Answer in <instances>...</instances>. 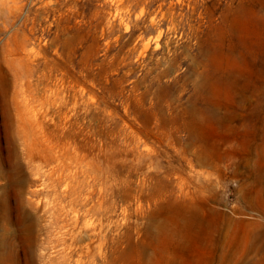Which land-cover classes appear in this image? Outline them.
Segmentation results:
<instances>
[{"label": "rangeland", "instance_id": "obj_1", "mask_svg": "<svg viewBox=\"0 0 264 264\" xmlns=\"http://www.w3.org/2000/svg\"><path fill=\"white\" fill-rule=\"evenodd\" d=\"M0 264H264V0H0Z\"/></svg>", "mask_w": 264, "mask_h": 264}, {"label": "bare ground", "instance_id": "obj_2", "mask_svg": "<svg viewBox=\"0 0 264 264\" xmlns=\"http://www.w3.org/2000/svg\"><path fill=\"white\" fill-rule=\"evenodd\" d=\"M78 220V219H77Z\"/></svg>", "mask_w": 264, "mask_h": 264}]
</instances>
